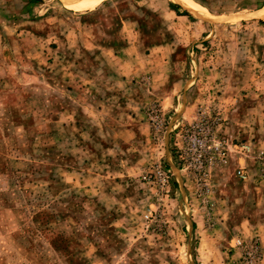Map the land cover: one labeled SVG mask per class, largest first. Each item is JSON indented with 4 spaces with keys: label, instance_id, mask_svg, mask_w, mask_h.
I'll return each instance as SVG.
<instances>
[{
    "label": "rangeland",
    "instance_id": "rangeland-1",
    "mask_svg": "<svg viewBox=\"0 0 264 264\" xmlns=\"http://www.w3.org/2000/svg\"><path fill=\"white\" fill-rule=\"evenodd\" d=\"M171 3L0 0V264H264V0Z\"/></svg>",
    "mask_w": 264,
    "mask_h": 264
},
{
    "label": "built area",
    "instance_id": "built-area-1",
    "mask_svg": "<svg viewBox=\"0 0 264 264\" xmlns=\"http://www.w3.org/2000/svg\"><path fill=\"white\" fill-rule=\"evenodd\" d=\"M206 138L193 133L190 137V148L197 155L198 160L203 161L207 157ZM238 245L243 248V256L246 264H258L260 260L261 248L257 239H252L249 243L245 240L238 239Z\"/></svg>",
    "mask_w": 264,
    "mask_h": 264
},
{
    "label": "bare ground",
    "instance_id": "bare-ground-1",
    "mask_svg": "<svg viewBox=\"0 0 264 264\" xmlns=\"http://www.w3.org/2000/svg\"><path fill=\"white\" fill-rule=\"evenodd\" d=\"M66 4L71 8H82L86 5H89L91 3L100 1V0H64ZM174 2L178 4L185 5L187 7L194 8L195 5H193V0H173ZM92 5V4H91Z\"/></svg>",
    "mask_w": 264,
    "mask_h": 264
},
{
    "label": "trees",
    "instance_id": "trees-1",
    "mask_svg": "<svg viewBox=\"0 0 264 264\" xmlns=\"http://www.w3.org/2000/svg\"><path fill=\"white\" fill-rule=\"evenodd\" d=\"M43 0H28V2L34 4V3H41ZM171 8L176 10L179 14H184V15H189V13L187 11H182L180 10V6L171 3ZM192 11H194L193 9H191Z\"/></svg>",
    "mask_w": 264,
    "mask_h": 264
},
{
    "label": "crops",
    "instance_id": "crops-1",
    "mask_svg": "<svg viewBox=\"0 0 264 264\" xmlns=\"http://www.w3.org/2000/svg\"><path fill=\"white\" fill-rule=\"evenodd\" d=\"M176 5L180 6L181 9L184 8L185 10L188 9L189 11H192L191 8H189V7H185V6L180 5V4H178V3H177ZM172 11H174V13L176 14V16L179 17V18H183V17H185L184 14H179V13H178L176 10H174V9H172ZM164 103H165V104H168V103H169L168 98L164 100ZM251 228H252V227H251Z\"/></svg>",
    "mask_w": 264,
    "mask_h": 264
}]
</instances>
